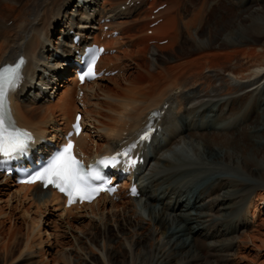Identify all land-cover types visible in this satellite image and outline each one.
Masks as SVG:
<instances>
[{
    "label": "bare ground",
    "instance_id": "1",
    "mask_svg": "<svg viewBox=\"0 0 264 264\" xmlns=\"http://www.w3.org/2000/svg\"><path fill=\"white\" fill-rule=\"evenodd\" d=\"M77 1L0 0V65L12 63L21 54L28 58L25 64L27 80L12 95L16 116L22 126L34 129L38 135L52 141L61 138L62 132L70 127L76 112L80 110L76 101L77 80L69 76L70 73L73 76L74 70L64 69L71 45V41L68 43L65 38L70 37L71 30L86 38L93 36L94 41L103 43L109 49L122 51L125 46L123 53L127 57L133 55L139 59L144 56L142 52H132L134 45L125 42L122 34L116 38H102L100 30L104 24L99 26L98 21L109 17L117 19L124 13L119 9V4L117 8L108 7L109 0ZM189 1L171 0V5H167L168 9L162 14L167 18L153 31L160 33L167 28L173 29L174 32L167 38L169 43L166 47L180 45V52L173 50L168 55L159 53L153 70L150 65L145 68L150 76L154 71H159V76L153 73L155 76L144 82L142 77L135 73L130 76L131 73L127 72L132 64H125V68L114 66L117 65L115 59L121 58L118 53L107 54L101 58V66H113V69H119L118 73L84 86V112L88 128L78 142L84 153L89 155L111 152L126 133L128 136L137 135L151 119V111L163 108L169 102L160 122L165 143H161L158 138L152 141L146 152L148 167L137 180L141 186V198L122 194L120 200H115L103 196L92 204L84 205L81 210L65 208L60 195L53 191L42 194L44 190L37 184L18 185L13 179L0 174V186L4 188V191L0 189V194L5 198L0 197V200L7 205L6 209H0V220L9 215L13 206L14 209L19 206L18 209L31 219L30 223H24V226L27 224L30 237L26 247L20 251L19 259L37 241L43 257L47 259L50 254V249L44 250L42 247L49 239L42 237L45 232L41 231L40 220L38 222L35 216H31L30 208L21 207L29 202L40 209H46L48 204L60 207L61 213L57 220L65 230V235L69 234L71 239L70 245L61 247L59 251V257L66 264H220L229 261L233 239L228 237L227 242L220 244V237L230 236L231 232L228 233L227 228L220 232V220L233 212L236 206L238 213H242L244 203L253 191L259 190L257 199L261 205L264 204V145L257 144L258 141H264V121L255 120L243 126L246 132H243V136L249 140L250 150L257 160L250 158L245 148L236 145V138L232 137H236L237 131L217 132L212 128L214 124L211 121L219 110L216 107L229 100L230 97H223L225 95L238 93L237 98L242 99L249 92L251 96H254L255 91L260 93L254 97L255 104L249 105L243 113L245 117L256 106L264 107V85L261 86L264 84V29L261 28L264 25V0H217L210 8V0H193L191 5ZM227 4H232L234 8L226 10ZM187 6L192 7V12L184 20V25L189 29L190 25L195 24L198 32H188L190 40H183L178 38L182 34L175 26V21L180 9ZM10 8L6 16L5 11ZM229 11H232V16L225 19V15L222 21L219 18L216 20L218 15L223 17ZM54 17L57 21H51ZM259 20L263 22L259 23ZM8 21H12V26ZM122 23L120 21L119 25ZM108 24L112 29L120 30L115 27L114 21ZM58 29L61 36L55 44L52 33ZM133 39L135 41L136 38ZM142 42L143 39L136 45ZM160 59L164 63L159 70L156 67ZM172 60H176V63L171 64ZM134 64L136 68L144 69L142 64ZM61 68L63 72L60 74L58 71ZM106 81L111 85H107ZM190 82L191 86H188ZM37 87L39 90L36 91ZM211 112L214 116H209ZM224 114L219 115L216 124L217 121L227 123L224 126L231 123L232 119ZM198 116L201 118L198 119ZM210 127L211 131H207ZM186 139H189L187 142L190 144L196 141L198 146L203 145L208 157L227 164L231 161L238 163L243 171L257 181L241 182L239 179L223 178L222 175L212 176L210 181L199 185L201 188L194 189L192 194H185L188 189L181 193L182 188L172 185L171 181L184 172L180 164L165 159L164 152L185 143ZM192 139L194 141L191 142ZM154 162L163 164L162 169L155 173L150 168ZM145 176L149 183L145 182ZM124 183L126 187L130 185L129 180ZM223 188L224 193H221ZM186 198L191 202L187 203ZM143 200L144 207L149 210V219L142 218L136 209V203ZM254 203L255 200L250 201L245 210L247 213ZM225 221L228 222V218ZM244 224L243 221L239 225V231L246 227ZM198 237H204L203 244L196 242ZM170 238H175V241L172 242ZM252 239L250 236L245 242ZM202 245L207 250L205 254L201 250Z\"/></svg>",
    "mask_w": 264,
    "mask_h": 264
},
{
    "label": "rangeland",
    "instance_id": "2",
    "mask_svg": "<svg viewBox=\"0 0 264 264\" xmlns=\"http://www.w3.org/2000/svg\"><path fill=\"white\" fill-rule=\"evenodd\" d=\"M74 1H76V0H74ZM78 1H80V0H78ZM109 1H110L109 5H107L108 7H110V6L116 7L118 4L121 7V4H126L127 0H109ZM133 1H136V4H135L136 9L133 10L135 6H132L129 8L127 7L126 8L127 11L124 12L123 14L129 13L128 14L129 16H127V17L121 16V18H118L116 21L119 22L121 20H127V22H125V23L123 21L124 24L121 25L124 41L125 42L127 41L129 44H131V46L134 45V46H132V48H134V49H131L132 52H134V51L135 52H142V53H144V56L142 58H139V59H136L133 55H129L127 57L124 55V53H123L124 47H122V51H119V53H118V51L116 52L121 57L120 60L119 59H115V60L120 61V62L123 61V62H125V64H127V63L132 64V68L127 71V72L131 73L130 76H134L136 74L137 76L142 77L144 82H146L147 78H150L154 74L159 76V73H158L159 71L152 72L151 73L152 75L150 76V74L147 72V69H145V68H149V65H150V69L153 70L155 68L154 62H155L156 56H158V54L161 52L164 55H168L173 50H177L180 52V47H179L180 45H175V47H173V46L166 47L167 43H169V42H167V38L174 32L173 29L168 30V28H167L165 31L166 33L163 31H161L160 33L153 32V34L147 33V28L151 27V25H152V23H150L152 21V19L150 18L149 14L152 13L154 9H156L162 5H166L161 10L162 14H163V12L165 13V10L168 9L167 5H169V6L171 5V4H169L170 0H133ZM194 1L193 0H191V2L189 1V3H190L189 5H191ZM196 1L202 2L203 0H196ZM210 1L211 2L209 4V8L214 6V4L217 2V0H210ZM157 5H158V7H156ZM183 6H184V4H183ZM154 7H156V8H154ZM233 8L234 7L232 4L231 5L229 4V6H228V4H227V6L225 5L226 10L227 9H233ZM16 9H17V6H16ZM122 10H124V9H122ZM7 11L10 12L11 8L7 9L5 11L6 16L8 14ZM191 12H192V7L187 6L185 9L181 8L180 12L177 13L178 18L175 21L176 22L175 26L178 28V30L182 34V37H178V38H182L183 40H188V39L190 40L191 37L189 36L188 32H194V33L198 32V30L196 29L197 25H195V24H194V26L190 25L189 29H187V27L184 25V20L191 15ZM263 13H264V3H263ZM232 14H233L232 11H229L227 14H224L223 17L218 15L216 20L219 18L218 20L222 21V18H224L225 15H226L225 16V19H226V18L232 16ZM136 17L139 18V20L134 22V18H136ZM160 17H162V15H160ZM165 17L166 16L164 14V16L162 18H165ZM55 20H56V18L54 17V18H52L51 21H55ZM259 21H260L259 23L263 22L262 20H259ZM8 23L10 26H12L11 25L12 21H8ZM162 23H163L162 21H161V23L159 22L154 29H156ZM115 27L120 29V27L118 25H115ZM55 28H59V26H56ZM261 28L264 29V25L261 26ZM52 34H53V40H54L55 44H57L56 42L58 41V37L61 36L60 29L56 30ZM71 36H72V34H70V37L65 38L66 42L69 43L71 41ZM62 37H64V36L62 35ZM131 37L132 38H134V37L138 38L137 42L139 41V43L143 39V42L141 44L136 45L137 42L134 41V39L132 40ZM139 38H141V39H139ZM151 38L152 39H160V41L151 40ZM175 38H177V37H175ZM263 41H264V39H263ZM117 44H121V43H117ZM157 45L160 46V48H162V47L163 48L159 49L157 47ZM153 50H154V52H152ZM133 62L142 64L144 69L142 70L140 68H136L137 66ZM163 63H164L163 60L160 59V63L157 65L156 68H158L160 70ZM175 63H176V60H172L171 64H175ZM61 71L63 72L62 68H61V70L59 69L58 72H60V74H61L62 73ZM206 72L207 73H213L214 71H206ZM69 76L74 77V76H72V73H70ZM166 76L167 75H165V77ZM62 77H63V75H62ZM70 77H68V78H70ZM191 82H192V79H191ZM191 82L188 86H191ZM106 84L111 85V83H109L107 81H106ZM263 85L264 84L262 83L261 86H263ZM195 86H198V88H201V86H199V85H195ZM60 89H62V87ZM35 90L37 91V90H39V88L37 87ZM249 91H251V90H249ZM51 92H52V89H51ZM237 94L238 93H236V95H235V93H234L233 95L223 96L225 98H228V97H230V98L226 103H224L225 105L223 103H221V105L219 104V107L218 106L216 107L219 109L217 113H215V114L212 112L209 113V116H211L213 114L216 115V116L213 115L215 118L213 117V119L211 121V123L214 124L212 126V128L214 127L213 129H215L217 132H230V133H232L234 131H237L235 134L236 137L235 136L232 137V138H236V141H235L236 145L238 147L240 146L241 148L242 147L245 148L248 151L247 155L250 158L257 160L255 155L253 154V152L250 150L251 146L249 144V140L243 136V135H245L244 133H246L245 131H243V126L249 125L255 120L264 121V112L262 111L264 108L263 105H259L258 107L256 106L257 109L255 107L254 111H250L248 117L244 116L245 111L247 110L249 105L255 104V102H254L255 98L254 97L256 95H259L260 93L259 92L257 93V91H255L254 96H251V94L249 92L242 99L237 98L238 97ZM230 99H231V101H230ZM232 100H233V102H232ZM233 104H234V106H233ZM239 105H240V107H239ZM235 107H237L238 109H234ZM231 109H233V110L231 111ZM234 110H235V112H234ZM220 114L221 115L224 114L225 116H227V118H231L234 123H232V121H231L232 124L231 123L229 124V122H228L229 125L224 126V124H227V123L217 121L218 124H216L215 120H217V118L219 117ZM239 114H240V116H239ZM241 114L244 117L241 116ZM206 116L208 117V115H206ZM240 117H242L243 119ZM200 118L201 117L198 116V119H200ZM233 118H234V120H233ZM247 119H248V121H244ZM177 120L180 123L179 118H177ZM235 120L238 122H235ZM207 131H211V127L209 129H207ZM252 131H254V130H252ZM232 138H231V143L233 142ZM163 139H164V137H163ZM187 141H189V139H186L185 143L183 142L182 144H178V145L174 146L172 150H167L164 152V155L166 156L165 159H167L169 161H174V162H177L178 164H180L179 166L183 170L182 172H184V174L182 176H176L171 181L172 185L179 186V189L182 188L183 191H181V193H183V192L185 193L186 192L185 190L188 189L185 194H189V193L192 194L194 189H195L194 191H196L197 189L201 188V187H199V185L200 186L203 185L207 180L210 181L212 176L222 175L223 178L239 179L241 182H255V181H257L256 179L250 177L245 171H243L238 163L234 164V162L231 161V163L229 162L227 164V162H224L221 160H216L212 157H208L205 154V150L203 149V145L198 146L197 142L194 141V139L191 140V142L194 141L193 144H190V142L188 143ZM257 144L258 145H262V144L264 145V141L263 142L258 141ZM162 165H163L162 163L154 162L153 167H152L153 173H155L156 171H160L162 169V167H161ZM170 171H172V168L170 169ZM11 182L12 181H10V183ZM166 185H167V183L165 184V186ZM260 188H262V187H260ZM0 189L4 191V188L1 186H0ZM179 189H177V193H178ZM154 190H156V189H154ZM257 192L253 191L250 193L248 201L246 200L247 202L244 203L245 209H243L242 213H240V214L238 213L239 209H237L238 207L236 206V209L233 212H231L226 217H224V219L222 220L223 222L220 220V223H219L220 232H221V230H222V232H224V229H226V228H227L228 233L230 231L231 232L229 233L230 236H227V235L221 236L220 241H222V242L221 243L219 242V243L222 244L224 242H227L226 240L228 237H230V239H233L231 241V242H233L232 243L233 247L229 251V254H230L229 261L221 262L220 264H264V204L261 205L260 200L257 199V196H256ZM46 193L47 192H42V194H46ZM221 193H224V188L222 189ZM175 195L176 194H174V196ZM178 195H179V193H178ZM3 196H4L3 194H0L1 198H3ZM42 196H44V195H42ZM3 199L5 200V198H3ZM172 200H174V199H172ZM249 200L250 201L255 200V203L253 204V207L251 208L250 212L247 213V211H245V210L250 203ZM185 201L187 203L191 202L187 198L185 199ZM173 202H172V204H173ZM14 205L17 207L15 202H14ZM18 207L16 209H14L15 207L13 206L9 215L7 217L2 218L1 220H3V221L0 220V222H3L0 226V264H66L64 261H62L61 257H59V251H60L61 247L66 246V245L69 246L71 239L69 237V234L65 235V233H64L65 230H63V227H61V225L59 223L60 221L57 220L58 215L61 213V209L59 206L57 207V205H55V204H53V205L48 204L46 209L44 207H42L40 209L37 206L31 205V203H29V202L21 205V207H23L25 209L30 208L31 209L30 210L31 216H33V217L35 216L37 218L38 222L40 220V225H41V229H42L41 231L45 232L44 234H42L43 235L42 237L44 239H46L48 237V239H49V241L48 242L46 241L42 245V247H44V250L50 249V254H48L47 259H45L42 255L41 247L37 243L38 242L37 241L36 243H34V247L24 257H22V259L18 258L20 251H22L26 247L27 239L30 237V236L28 237L29 231L27 230V224H26V226H24V223H30L31 222V219L29 217H27L26 215H24V213H22L20 208L18 209ZM6 208H7V205H6L5 201L0 200V209H6ZM136 209H137L139 215L142 216V218L149 219V210H148V208L144 207V200L136 203ZM168 212L172 213L171 210H168ZM234 215H235V217H234ZM227 218L229 220L228 222L225 221V219H227ZM237 218H239V219H237ZM231 221H233V222H231ZM243 221H244V223H245L244 225L246 227L244 229H241V231H239V225L243 224ZM47 223H49V224H47ZM228 228H229V230H228ZM250 236L253 239L250 242H245L246 238L250 239ZM3 240H4V242H2ZM35 240H37V238ZM170 240L173 242V241H175V238L174 239L170 238ZM196 242H198V244H200V243L203 244L204 237L196 238ZM50 246L52 248H53V246H55V247L52 249V248H50ZM202 247L203 248H201V250L202 251L204 250L203 252L205 254L207 250L203 245H202ZM219 247L221 248V245ZM6 250H8V251H6ZM16 258L18 260H16Z\"/></svg>",
    "mask_w": 264,
    "mask_h": 264
},
{
    "label": "snow or ice",
    "instance_id": "3",
    "mask_svg": "<svg viewBox=\"0 0 264 264\" xmlns=\"http://www.w3.org/2000/svg\"><path fill=\"white\" fill-rule=\"evenodd\" d=\"M102 51L98 48H90L86 51V70L80 76L81 81L94 77V65ZM23 65V58L11 65H0V159L12 160L26 155L35 140L31 132L16 124L11 110L10 97L22 79ZM74 128L79 134V117H77V124L74 125ZM71 135L69 133L67 143L50 155L46 161H43L25 181H41L45 187L52 185L68 195L69 203L74 202L76 198L90 200L95 193L103 190L94 183L96 181L109 182L104 179L101 168L116 167L121 163V158L127 157L131 150L100 157L94 163L85 166L74 152L75 146ZM148 138V132L141 136V140ZM131 147H135V145ZM124 162L129 165L136 163L133 159ZM110 190L115 191L114 188ZM133 194H135L134 188Z\"/></svg>",
    "mask_w": 264,
    "mask_h": 264
}]
</instances>
